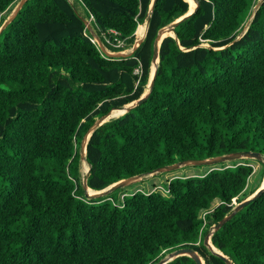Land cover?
<instances>
[{
    "label": "trees",
    "instance_id": "obj_1",
    "mask_svg": "<svg viewBox=\"0 0 264 264\" xmlns=\"http://www.w3.org/2000/svg\"><path fill=\"white\" fill-rule=\"evenodd\" d=\"M16 1L0 0V14ZM77 1L109 51L131 48L149 18L147 31L131 55L110 58L73 1L27 0L0 32V264H156L180 247L205 264H226L203 237L233 198L259 187L238 199L254 170L250 159L174 176L162 189L117 188L93 199L79 170L82 136L144 92L157 31L182 16L188 0H155L150 15L152 0ZM198 1L175 26L178 41L162 40L148 97L92 132L89 188L190 158L264 156V0L239 39L258 0ZM211 243L234 264H264V191ZM166 264L197 263L182 255Z\"/></svg>",
    "mask_w": 264,
    "mask_h": 264
},
{
    "label": "water",
    "instance_id": "obj_2",
    "mask_svg": "<svg viewBox=\"0 0 264 264\" xmlns=\"http://www.w3.org/2000/svg\"><path fill=\"white\" fill-rule=\"evenodd\" d=\"M26 1L27 0H19L17 2V4L15 5V7L11 11V13L8 15V17L1 24L0 32L15 18V16L17 15V13L19 12V10L21 9V7L23 6V4ZM154 1L155 0H152L151 4L149 6V15L152 12ZM261 1L262 0H258V2L255 4V6L253 8V12H252L251 16L249 17L246 25L244 26V29L242 30L241 34H239L236 37V39H239L241 37V35L246 31L248 24H249V21L251 20V18L254 15L255 9L259 6ZM193 2H194V7L192 9H190V5L188 4V9L182 16L176 18L172 22H170L167 25L158 29L157 34H156L154 41H153V53H152L151 65H150V70H151L152 66L154 67V69H153L152 75L150 72L149 79H148V82L146 85V90L140 95V97L138 99L133 100V101L125 104L122 108H111L106 114H103L100 117L96 118L94 120V122L88 127V129L86 130V132L84 133V135L82 136V139L80 141V150H79L80 162H83V161L86 162V160H85L86 144H87L92 132L98 126L102 125L104 122L108 121L110 118L122 115L123 113L131 110L132 108H134L136 106H138L148 97V95L152 89L154 78L156 75V70H157L158 61H159L158 53H159L160 44L166 36H173L178 41V39L175 35V32H174V28L181 21H183L188 16H190L196 10V8L199 6L198 0H193ZM82 20H83L84 24L86 25L87 30H89L91 32V34L94 36L99 49L102 51V53L104 55H106L110 58L127 57V56L131 55L132 52L138 47V45L143 41L144 36L146 34V31H147L148 23H149V18H147L143 22V23H145V27H146L144 36L139 38V39H136L134 41L132 47H131V50L126 53V52H123V50L122 51H108L105 48V46L103 45L99 36L92 30V28L89 24V21L86 18H82ZM201 45H204L206 47H211L208 44H201ZM218 48H222V47H213V49H218ZM183 49H186V48H183ZM116 109H122L123 111L121 114H119L117 116H112L111 115L112 111L116 110ZM240 158L256 159V160L263 161L262 160L263 156L261 155L260 152L251 151V150H244V151L231 152V153H227V154H223V155L206 157V158H202V159H195V158L194 159L193 158L185 159V160H181V161H177V162H174L171 164H166V165L157 167V168L153 169L150 173L155 174V173H160V172L172 171V170H175V169L182 167V166H185V165H208V166H210V165L219 164V163H222L225 161L237 160ZM86 164H87V168H86L85 173L82 177L81 183H82V188L84 190V195H85V197H87L89 199L99 198V197L108 195L110 192H112L113 190H115L117 188H122L126 185H129V184L134 183V182H138L142 179V175L136 174V175H132V176H129L126 178H122V179L104 187L103 189L93 190L87 186V177L89 175L90 165L87 162H86ZM263 191H264V182L251 195H249L245 199L241 200L240 202L234 204L231 211L228 214L224 215L216 224L211 225L208 232L203 237V244L208 249H210L213 253L222 257L224 259V261L226 262V264H234V263L226 255H224L221 251L217 250L213 246V244L211 243V235L213 234L214 231L218 230L227 220H229L237 211H239L242 207H244L251 200H253V199L257 198L259 195H261V193ZM182 255H186V256L191 257L197 264H205L203 258L198 254V252L192 248H189V247H180V248H177L175 250H172V251L166 253L156 264H166L167 262L173 260L174 258H176L178 256H182Z\"/></svg>",
    "mask_w": 264,
    "mask_h": 264
},
{
    "label": "rangeland",
    "instance_id": "obj_3",
    "mask_svg": "<svg viewBox=\"0 0 264 264\" xmlns=\"http://www.w3.org/2000/svg\"><path fill=\"white\" fill-rule=\"evenodd\" d=\"M18 1L19 0H17L14 3V5L11 7V11L13 10V8L15 7V5L17 4ZM70 1L74 2V4L76 5L78 13L82 17L87 19V17H86L87 16V11L83 7V5L77 0H70ZM188 2H189V5H191L193 3V0H188ZM11 11L10 12H4L3 14L2 13L0 14V26H1V19L7 14L5 16V19H6L8 17V15L11 13ZM143 25L145 26V23L139 25V27H138V29L136 31V36L137 37H138L137 34L139 32V29ZM88 32H89V34H91L90 31H88ZM136 36H135L134 41L137 39ZM140 36L143 37V35H140ZM130 50H131V48H126V49L123 50V52L127 53ZM150 72H151V70H150ZM145 90H146V87H145L144 91ZM122 111H123L122 109L113 110L112 111V116H117V115L121 114ZM112 118H114V117H112ZM262 160H263L262 162H264V156H263ZM230 162L231 161H225V162H222V163L224 165L228 166V165H230ZM249 163L253 166L254 170H253L252 174L249 176V178L247 180V184H246L245 190L242 192L241 195H239L238 199H241L242 197H244L245 194L250 193V191H252L256 186H258V185L260 186L262 184L261 182H263L262 181L263 177L261 176V172H262V168H263L262 164L259 163V160H256V159H250ZM216 165L217 164L210 165V166H208V165H185V166L179 167V168H177L175 170H172V171L160 172V173H155V174L148 173L146 175H142V179L140 181L131 183L129 185H126V186L122 187L119 191H121V192H123L125 194H130L131 192L136 191L137 189H143V190H146V191L147 190H151L152 186H158V188L161 189V188H163L166 185V180L167 179H171L174 176L189 175V174H201V173L206 172L210 168L215 167ZM86 168H87V165L85 163H83V162H80L79 170H80V173H81L82 177H83V175L85 173ZM82 177H81V179H82ZM81 182H82V180H81ZM117 197H119L118 194H117ZM217 203H218V200L215 199L212 202V206L213 205L215 206ZM233 203L235 204V203H238V202H237V200L236 201L233 200Z\"/></svg>",
    "mask_w": 264,
    "mask_h": 264
},
{
    "label": "bare ground",
    "instance_id": "obj_4",
    "mask_svg": "<svg viewBox=\"0 0 264 264\" xmlns=\"http://www.w3.org/2000/svg\"><path fill=\"white\" fill-rule=\"evenodd\" d=\"M194 7V2L190 5V9H192ZM144 24V23H143ZM142 27H144V25L142 26ZM142 27L139 29V32H138V37H137V39H139V38H141V36L140 35H143L141 32V30H142ZM144 36V35H143ZM153 67V66H152ZM153 69H154V67H153ZM152 73H153V71H152ZM117 110V109H116ZM112 115V114H111ZM263 182H264V178H263ZM262 182V183H263Z\"/></svg>",
    "mask_w": 264,
    "mask_h": 264
},
{
    "label": "built area",
    "instance_id": "obj_5",
    "mask_svg": "<svg viewBox=\"0 0 264 264\" xmlns=\"http://www.w3.org/2000/svg\"><path fill=\"white\" fill-rule=\"evenodd\" d=\"M95 42H96V40H95ZM120 44H122V43H120ZM120 44H119V45H120ZM135 72H136V73H139V70L136 69ZM161 189H162V188H161ZM164 192L167 193L168 190H164ZM233 200L235 201V199H233ZM206 213H207V211H206V212L204 211V212H202V213L200 214V217H201L203 220H204V218H205V214H206Z\"/></svg>",
    "mask_w": 264,
    "mask_h": 264
},
{
    "label": "crops",
    "instance_id": "obj_6",
    "mask_svg": "<svg viewBox=\"0 0 264 264\" xmlns=\"http://www.w3.org/2000/svg\"><path fill=\"white\" fill-rule=\"evenodd\" d=\"M145 29H146V27L144 26V27L142 28V30H141V31H142L141 33H142L143 35L145 34Z\"/></svg>",
    "mask_w": 264,
    "mask_h": 264
},
{
    "label": "clouds",
    "instance_id": "obj_7",
    "mask_svg": "<svg viewBox=\"0 0 264 264\" xmlns=\"http://www.w3.org/2000/svg\"><path fill=\"white\" fill-rule=\"evenodd\" d=\"M106 48V47H105ZM251 195V194H250ZM233 199H235V201H236V197L235 198H233ZM232 203H233V200H232ZM234 204V203H233ZM236 204V203H235Z\"/></svg>",
    "mask_w": 264,
    "mask_h": 264
}]
</instances>
